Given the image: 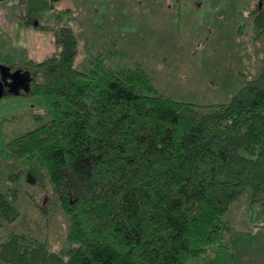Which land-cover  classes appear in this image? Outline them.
<instances>
[{
    "label": "trees",
    "instance_id": "obj_1",
    "mask_svg": "<svg viewBox=\"0 0 264 264\" xmlns=\"http://www.w3.org/2000/svg\"><path fill=\"white\" fill-rule=\"evenodd\" d=\"M251 14L264 47V5ZM21 17L53 29L57 51L15 62L0 45V65L30 74L21 94L41 95L46 115L0 145V163L24 165L11 181L29 173L36 184L49 180L46 201L66 216L68 245L54 250L46 236L11 231L0 238V264H188L225 243L244 191L264 209V63L228 102L181 101L160 93L140 65L117 69L99 55L78 67L71 25L29 10ZM19 215L0 190V221Z\"/></svg>",
    "mask_w": 264,
    "mask_h": 264
},
{
    "label": "rangeland",
    "instance_id": "obj_2",
    "mask_svg": "<svg viewBox=\"0 0 264 264\" xmlns=\"http://www.w3.org/2000/svg\"><path fill=\"white\" fill-rule=\"evenodd\" d=\"M260 2L59 0V9L75 10L63 23L78 35V67L85 68L99 55L117 69L140 65L153 75L160 93L210 104L230 101L262 70L264 47L255 36L251 14ZM7 44L0 34V45ZM4 52L10 53L7 48ZM14 55L15 62L28 59L24 53ZM39 116L46 117L41 95H5L0 99V145L34 129L43 121ZM21 166L14 161L0 163V190L14 199L20 211L14 222L0 221V238L19 231L46 236L51 249L66 247L68 220L55 202L46 201L52 197L51 183L47 179L43 185L30 183L25 175H13L11 181L10 175ZM43 205L51 209L47 214ZM228 217L231 229L225 243L188 264H264V209L260 204L252 206L249 190L233 202Z\"/></svg>",
    "mask_w": 264,
    "mask_h": 264
},
{
    "label": "crops",
    "instance_id": "obj_3",
    "mask_svg": "<svg viewBox=\"0 0 264 264\" xmlns=\"http://www.w3.org/2000/svg\"><path fill=\"white\" fill-rule=\"evenodd\" d=\"M22 10H29L51 25L63 23L64 17H71L73 13L68 12L59 18V0L54 4L52 0H0V34L7 39L8 44L5 47L10 55L12 53L11 57L15 56V51L17 54L24 53L28 59L36 62L52 57L57 51L55 31L27 24L21 17ZM62 10L75 11L72 6ZM39 11H44L43 15Z\"/></svg>",
    "mask_w": 264,
    "mask_h": 264
},
{
    "label": "water",
    "instance_id": "obj_4",
    "mask_svg": "<svg viewBox=\"0 0 264 264\" xmlns=\"http://www.w3.org/2000/svg\"><path fill=\"white\" fill-rule=\"evenodd\" d=\"M263 0H261L259 7H262ZM0 99L7 94L18 95L23 92H28L30 89V74L21 69L11 70V67L5 64L0 65ZM27 180L30 183H35L36 178L29 173Z\"/></svg>",
    "mask_w": 264,
    "mask_h": 264
}]
</instances>
